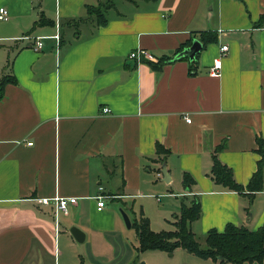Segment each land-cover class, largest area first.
I'll return each mask as SVG.
<instances>
[{"label": "crops", "instance_id": "obj_1", "mask_svg": "<svg viewBox=\"0 0 264 264\" xmlns=\"http://www.w3.org/2000/svg\"><path fill=\"white\" fill-rule=\"evenodd\" d=\"M111 1L97 25L84 9L96 0H0L7 12L0 77L15 79L0 98V264H84L69 254L77 242L71 226L84 234L88 264H129L131 252L113 245L122 219L105 203L97 210L96 195L127 215L137 198L158 201L156 191L198 197L195 236L264 223V167L262 189H247L261 158L257 139L264 142V0ZM57 23L58 41L51 37ZM200 32L216 39L199 52L193 73L188 59L155 71L127 56L142 49L155 58ZM35 37L40 49L32 48ZM223 44L221 74L209 75ZM156 142L168 152L156 154ZM213 155L242 192L210 177ZM54 195L75 198L57 224L52 207L37 201Z\"/></svg>", "mask_w": 264, "mask_h": 264}, {"label": "trees", "instance_id": "obj_2", "mask_svg": "<svg viewBox=\"0 0 264 264\" xmlns=\"http://www.w3.org/2000/svg\"><path fill=\"white\" fill-rule=\"evenodd\" d=\"M112 6L111 0H96L92 5H84L85 19H93L97 25H103L106 22L104 12ZM82 18L73 19L74 22ZM198 34L199 40L203 44V48L207 43L215 41V34L212 32L193 33L195 37ZM192 39L185 45H180L170 53H164L160 56H155L154 60H144L152 70H160L163 65L171 61L174 55L180 52L184 47L191 44ZM199 54V53H198ZM196 59L189 62V72L193 73L196 70ZM180 59H187L185 57ZM14 83L15 79L12 76L0 77V98L2 96V86L4 83ZM258 151L261 153V158L258 160L257 169L253 173L247 189L249 191H258L262 189L263 182V167H264V142L262 138L257 139ZM222 147V146H221ZM220 148V146H219ZM168 150L160 143H155V153L165 154ZM210 177L215 183L220 184L222 187L242 192L243 187L238 184L234 177L232 170L213 155L212 166L209 173ZM183 184L190 187L193 183L192 177L184 173ZM200 216V202L198 197L191 199L188 204L181 202V207L178 213L174 214L173 229L161 230L154 232L150 230L149 223L146 217L141 213L135 218L130 226L135 232L137 245L136 252L143 250H163L173 252L176 248H182L190 253L195 254L204 259H212L219 264L233 263L240 264L242 262H253L264 260V223L255 230L249 229L243 225H234L228 223L223 231L210 229L204 236V246H201L197 241L194 232L191 230L190 223L199 218ZM129 264H133L130 262Z\"/></svg>", "mask_w": 264, "mask_h": 264}, {"label": "rangeland", "instance_id": "obj_3", "mask_svg": "<svg viewBox=\"0 0 264 264\" xmlns=\"http://www.w3.org/2000/svg\"><path fill=\"white\" fill-rule=\"evenodd\" d=\"M169 192L171 191L160 190L152 193L157 196L158 201H155L154 198L147 196H144L141 199H135L131 205V211L127 209L128 215H126L128 219L138 216L137 214L139 213V210H141L143 216L148 220L150 230L154 232L172 230L174 214L179 212L182 201L186 204H188V202L184 197L180 199L179 196L174 194L167 196ZM174 196H177V198L175 199ZM104 203L106 208L111 206L115 213L121 218L120 210L124 211L125 209L122 204L109 200H105ZM122 225L119 239H117L113 245L121 252L123 251L125 253V248L130 251L132 254L130 262H133V264H139L140 262H143L144 264H168V261L177 262L179 264H194L189 261V257H194V259L199 260L203 259L201 257L196 258V256H194L195 254H190V252L182 248H176L173 252L163 250H143L141 252H136L135 247L137 242L133 228H127L124 225L123 220ZM196 239L201 246L205 245L203 235H196ZM85 248V242H74V246L69 248V254L72 257L80 254L83 258H85L84 264H88L89 258L86 257ZM119 256L120 254L118 253L117 259H119Z\"/></svg>", "mask_w": 264, "mask_h": 264}, {"label": "built area", "instance_id": "obj_4", "mask_svg": "<svg viewBox=\"0 0 264 264\" xmlns=\"http://www.w3.org/2000/svg\"><path fill=\"white\" fill-rule=\"evenodd\" d=\"M7 18V12L4 7H0V19L4 20ZM59 25L58 23L55 24V32L51 37H53L56 41H58L59 38ZM42 45V42L40 41L39 37H35L33 41L32 48L33 49H40ZM228 47L227 45L223 44L219 47V55L213 60L212 65L209 67L208 74L212 76H219L221 74V57L224 55V53L227 51ZM128 58L135 59L138 62H140L142 59L144 60H154V56H152L150 53H148L145 50L142 49H136L133 51H130L128 53ZM108 111L107 107H102L100 109V112L102 114L106 113ZM188 122H190L189 118H186ZM26 145H31V141H27ZM93 198L96 199L95 205L96 209L99 210L104 205L103 198L100 195H96ZM37 201L41 205H50L52 207L53 211V221L55 224H57V214L58 212L66 213L68 205L75 202L74 197H62L58 195H54L51 197H40L37 199Z\"/></svg>", "mask_w": 264, "mask_h": 264}, {"label": "water", "instance_id": "obj_5", "mask_svg": "<svg viewBox=\"0 0 264 264\" xmlns=\"http://www.w3.org/2000/svg\"><path fill=\"white\" fill-rule=\"evenodd\" d=\"M203 44L199 39H192V42L189 46L184 47L180 52H178L176 55L173 56L171 61L178 60L180 58H187L189 61H192L196 59V55L202 50ZM161 173L163 175V181L167 182L169 179L168 171L165 168V165L163 164L161 167ZM120 215L123 220L124 225L129 228L130 227V221L126 215V213L123 210H120ZM69 232L74 238L75 241L81 242L83 240V232L78 229L75 226H71L69 228ZM139 264H144L143 262H140Z\"/></svg>", "mask_w": 264, "mask_h": 264}]
</instances>
